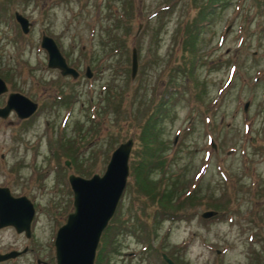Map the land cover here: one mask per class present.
Wrapping results in <instances>:
<instances>
[{
  "label": "rangeland",
  "instance_id": "obj_1",
  "mask_svg": "<svg viewBox=\"0 0 264 264\" xmlns=\"http://www.w3.org/2000/svg\"><path fill=\"white\" fill-rule=\"evenodd\" d=\"M208 3L0 0V77L38 105L25 120L0 119V187L34 207L29 237L0 227V253L26 247L0 264H55L54 233L72 209L63 160L75 175L101 174L128 137V175L102 264H163L161 254L175 264H264V0ZM14 12L30 23L26 34ZM192 33L190 62L184 44ZM41 34L78 71L75 79L46 67ZM161 98L162 163L138 182L136 135ZM163 185L179 202L196 194L193 204L152 217ZM208 209L217 217L199 216Z\"/></svg>",
  "mask_w": 264,
  "mask_h": 264
},
{
  "label": "water",
  "instance_id": "obj_2",
  "mask_svg": "<svg viewBox=\"0 0 264 264\" xmlns=\"http://www.w3.org/2000/svg\"><path fill=\"white\" fill-rule=\"evenodd\" d=\"M21 31L27 32L29 23L20 14L15 13ZM40 46L47 53L46 65L57 68L61 75L77 76L76 70L66 65L53 40L42 36ZM136 70V55L131 49L130 72ZM85 75L90 76L88 68ZM6 91V86L0 79V94ZM244 105V108H246ZM36 108V104L24 95L11 92L7 95L5 104L0 108V117L5 118L10 110L17 117L29 116ZM132 147L131 137L117 144L109 154L104 170L101 174L93 173L89 177L74 174L67 176L72 193V209L65 217V221L55 231L53 238L55 264H93L96 246L100 234L112 217L120 199L128 175V156ZM67 165V162H65ZM33 206L25 196H12L6 187H0V227L12 226L17 233L30 236V221L33 216ZM215 212L207 210L201 217L207 218ZM10 250L0 253V262L15 258L24 252ZM166 264H174L164 254H161ZM36 262H39L37 260Z\"/></svg>",
  "mask_w": 264,
  "mask_h": 264
},
{
  "label": "trees",
  "instance_id": "obj_3",
  "mask_svg": "<svg viewBox=\"0 0 264 264\" xmlns=\"http://www.w3.org/2000/svg\"><path fill=\"white\" fill-rule=\"evenodd\" d=\"M216 2H218V0H209L208 6H211V5L213 6L214 4H218ZM195 43H196L195 33H192L190 34V36H188V39L185 41V44H184L185 51L187 52L185 56L188 57V61L190 62H192L191 54L193 53L192 51L194 49ZM170 83L168 84L172 85L174 82L170 80ZM166 99L167 98H161L153 105L151 111L149 112L148 116L144 119L141 125L142 129L139 131L138 135H136V138L139 142V146L141 148L139 159H138L137 165L135 166V172H134L136 181L138 182L145 183L144 182L146 178L145 176L149 174L151 169L156 168L159 164L162 163V160L159 158L160 150L157 148L158 143L157 141L155 143V140H157L156 119L160 117V115L164 112V106H165ZM69 148L70 147H66V150H69ZM73 161H74V158H73ZM164 188L165 186L163 185V186H160L158 189L157 196H159V198L157 199V201H159L158 205L160 208L156 210L157 213L153 214L152 217H155V215L157 216V214H166V213L168 215L175 216L176 211L181 209V207H183L184 204L186 203L189 205L193 204V198L196 197V194L195 195L190 194L191 195L190 196L189 193L179 195L183 199V201L179 202L176 200L177 198L172 200L170 198L171 193L166 191ZM150 198L155 201V198L153 196H151ZM163 200L169 201L170 204L167 206L166 202ZM210 204L212 205L214 209L220 208V205L216 202H211ZM113 217L114 216H112L110 219H112ZM109 221L100 234L99 249L97 253H95L93 264H102L101 252L103 253V251L105 252L108 251L106 249V246L109 245L108 244L109 241H107V238L111 232ZM102 235H103V239L101 238Z\"/></svg>",
  "mask_w": 264,
  "mask_h": 264
},
{
  "label": "flooded vegetation",
  "instance_id": "obj_4",
  "mask_svg": "<svg viewBox=\"0 0 264 264\" xmlns=\"http://www.w3.org/2000/svg\"><path fill=\"white\" fill-rule=\"evenodd\" d=\"M7 85V84H6ZM8 88V87H7ZM8 92H10V91H7L6 92V97H7V94H8ZM4 94V93H3ZM2 95V94H1ZM0 95V97H2ZM6 97H5V99H6ZM4 103H5V100H4V102L2 103V104H0V108L4 105ZM11 113H14V111H10L9 113H8V115H7V117L9 116V114H11ZM15 114V113H14ZM16 116V115H15ZM6 117V118H7ZM5 118V119H6ZM16 118L17 119H19V120H23L22 118H18L17 116H16ZM1 119V118H0ZM1 120H4L3 118L1 119ZM11 122V121H10ZM50 151V156L52 157L53 155H52V151H51V149L49 150ZM53 164H54V167L55 168H59L58 170H60V171H62V169H61V167H60V165H59V163L56 161V162H53ZM62 165H64V160H63V163H62ZM71 166H72V163L71 162H69V165H64V167H65V169H66V172H64V176H65V180L67 181V176H68V174L69 173H71V171L69 170V171H67V169H70L71 168ZM41 263L42 264H44V262L43 261H41Z\"/></svg>",
  "mask_w": 264,
  "mask_h": 264
}]
</instances>
